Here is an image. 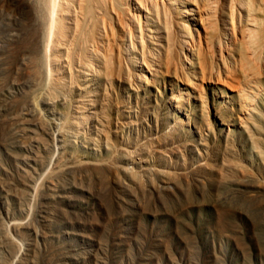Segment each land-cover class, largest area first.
<instances>
[{
  "label": "rangeland",
  "instance_id": "374dc122",
  "mask_svg": "<svg viewBox=\"0 0 264 264\" xmlns=\"http://www.w3.org/2000/svg\"><path fill=\"white\" fill-rule=\"evenodd\" d=\"M160 1L143 35L128 0L83 17L35 76L36 0H0V264H264V30L243 101L245 1Z\"/></svg>",
  "mask_w": 264,
  "mask_h": 264
},
{
  "label": "bare ground",
  "instance_id": "6f19581e",
  "mask_svg": "<svg viewBox=\"0 0 264 264\" xmlns=\"http://www.w3.org/2000/svg\"><path fill=\"white\" fill-rule=\"evenodd\" d=\"M13 1H15L17 4H20V5H25V4L28 5L29 3V0H12V2ZM118 1L119 0H36L37 7H32V4H31L30 5L32 7L30 8L32 10L31 28H29L28 31L26 32L25 39L23 38V41L22 39L20 41H22L21 42L23 46L22 49H26L28 51V54L26 55L27 57L29 55L30 70L32 74L33 75L35 74L36 76L37 74L39 75V73H41L39 76L41 75L47 76V73H49L48 67H46V70H45L44 60L45 59L46 61L49 60L47 59V57L50 55L49 52L51 50L50 49L51 44H53L52 42H56L60 45L62 41L66 38L68 33L78 30L81 24L80 21L83 20V17H87L89 14H95L97 12H104V11L106 12L108 10H111L112 12H117L116 7L118 6ZM128 1L132 2V5H130V8L133 14H132V17L131 16L130 17L132 18V20H135V19L137 20L136 22H138L137 25H138V28L141 34H142V31H150V26L152 25L155 18H156L157 24L160 21L159 25H161V23H164V26H165V21H164L166 19L165 12L162 11L165 7L160 6V3H161L160 0H128ZM180 1L181 0H178V2ZM244 1H245L243 2L244 6H241V7L244 12V18L249 27L248 28H245L242 26H241L242 28L238 27L237 29L238 38L234 40L235 29L232 25L233 17L231 18L230 22H231V30H232V40L234 41V43H238L239 45H238V51H237L236 64L233 63L231 66H229V70L225 72H227L231 76L234 73H236L233 75L234 77L232 78L235 85L229 84L231 87L229 88V90H231L232 92L235 91L240 96L241 100L246 101V99L248 98V94L250 92L249 86L252 83V78H253L252 71H254V66H253L254 63H253L252 56L258 44L255 40L252 39V35L257 31L263 32L264 30V24H263L264 23V9L258 8L257 5L252 3L251 0H244ZM257 1L258 3L260 4L263 3L264 5V0H257ZM39 9L41 11L40 14H42L41 21L43 25V27L40 25L42 28V31H40V34L36 33L37 28H38L36 21L38 20H35V18L33 19V15L36 17V11L37 10L39 11ZM135 13L136 14L140 13L138 15V18L135 15ZM142 13L144 14L143 19L141 17ZM160 18H163L164 20L162 19L160 20ZM261 23L263 25H260ZM125 27H126V24H125ZM259 27L260 29H258ZM166 28L167 26L164 27V30H166ZM188 34L190 35L189 27H188ZM204 34L205 36H203V38L207 40L208 34L206 33L205 29H204ZM206 40H204L205 48L207 47ZM190 43L191 44L189 45L186 44V47L182 52L186 60H187V55H189L190 51H192V49L195 47L194 46L195 43H196V46L198 45L197 47L201 45L200 35L197 36L196 41L192 39ZM192 44L194 46L193 48H192ZM230 45L232 44L230 43ZM36 52L41 53V56L37 55L39 57L37 59L34 56L36 55L34 54ZM49 62L50 61H48V63ZM197 65H198L197 67L199 68V78L192 77L187 80L183 79L186 82L181 84L183 86L181 90L184 91L185 96L188 95V92L193 91L197 94H199L198 92H201L200 91L201 84L199 85L197 82H194L193 80L197 79V81L202 82L201 78L204 74V67L202 63L201 62L198 63V61H197ZM218 73L219 72L217 70V75ZM225 75L227 76V74Z\"/></svg>",
  "mask_w": 264,
  "mask_h": 264
}]
</instances>
